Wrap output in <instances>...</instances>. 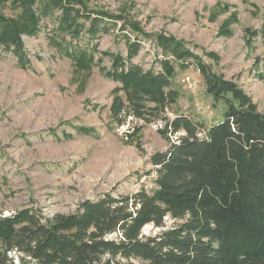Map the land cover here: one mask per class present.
<instances>
[{
    "label": "trees",
    "instance_id": "16d2710c",
    "mask_svg": "<svg viewBox=\"0 0 264 264\" xmlns=\"http://www.w3.org/2000/svg\"><path fill=\"white\" fill-rule=\"evenodd\" d=\"M18 1L19 19L0 14V48L20 67L28 64L21 35L37 33L47 18L48 36L63 55L79 69L107 58L101 71L122 84L130 112L145 122L161 118L160 132L175 139L150 156L152 193L106 192L50 218L29 207L0 215V264H264V116L247 95L171 36L152 35L165 57L160 70L133 62L148 35L124 13L87 0ZM113 29L123 33L124 55L97 48ZM168 55L194 59L213 99L226 103L221 120L207 126L185 114L163 115L176 102ZM118 90L114 114L123 107ZM166 217L181 219L166 226ZM147 225L158 230L144 234Z\"/></svg>",
    "mask_w": 264,
    "mask_h": 264
},
{
    "label": "rangeland",
    "instance_id": "374dc122",
    "mask_svg": "<svg viewBox=\"0 0 264 264\" xmlns=\"http://www.w3.org/2000/svg\"><path fill=\"white\" fill-rule=\"evenodd\" d=\"M87 1L124 13L147 33L133 62L160 70L165 57L152 35L182 40L210 74L235 83L264 116V0ZM23 11L18 0H0V14L8 18L19 19ZM47 20H39L37 33L21 35L25 67L0 48V215L29 207L50 218L106 192L144 188L152 193L150 156L175 136L160 132L161 118L145 122L130 112L122 84L101 71L109 65L107 58L89 69L77 68L49 38ZM122 34L114 29L102 34L97 48L124 55ZM166 58L173 66L176 102L163 115L185 114L207 126L221 120L226 103L213 99L194 59ZM115 87L123 104L117 114L110 109ZM79 126L94 131L85 133ZM180 219L166 217L165 225ZM154 230L147 225L143 233Z\"/></svg>",
    "mask_w": 264,
    "mask_h": 264
}]
</instances>
